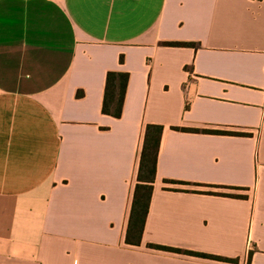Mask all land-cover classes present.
<instances>
[{"label": "crops", "instance_id": "0c3cea01", "mask_svg": "<svg viewBox=\"0 0 264 264\" xmlns=\"http://www.w3.org/2000/svg\"><path fill=\"white\" fill-rule=\"evenodd\" d=\"M108 70L129 73L119 117ZM0 264H264V0H0Z\"/></svg>", "mask_w": 264, "mask_h": 264}, {"label": "trees", "instance_id": "16d2710c", "mask_svg": "<svg viewBox=\"0 0 264 264\" xmlns=\"http://www.w3.org/2000/svg\"><path fill=\"white\" fill-rule=\"evenodd\" d=\"M164 43L169 45H190L195 46L194 41H178L170 40ZM119 60H123V55L120 54ZM129 78L128 71L124 70H108L105 75V84L103 91V100L101 111L110 114L114 117H119L122 113L123 101ZM81 91L77 92L80 95ZM173 129L188 130L195 132H214L221 134H238L244 135L247 132L241 130L225 129V128H205L193 126L171 125ZM163 131V124L157 122L147 123L143 137L142 148L140 152L139 167L137 171V182L134 186L133 197L131 202V209L128 220V227L126 232V240L129 243H139L147 214L150 197L153 189V181L155 178L156 161L158 154L159 141ZM230 188H240L241 186H222ZM210 193L227 194L232 196H241L237 193L225 191H208ZM151 246L165 249H172L181 251V248L165 246L151 243ZM186 253L195 254L199 256L215 257L218 259L234 260L235 258H227L222 256H213L204 252L193 251L189 249L184 250Z\"/></svg>", "mask_w": 264, "mask_h": 264}, {"label": "rangeland", "instance_id": "374dc122", "mask_svg": "<svg viewBox=\"0 0 264 264\" xmlns=\"http://www.w3.org/2000/svg\"><path fill=\"white\" fill-rule=\"evenodd\" d=\"M201 187V186H200ZM213 189H217V190H230V191H240V190H238V189H236V190H232V189H225V188H213Z\"/></svg>", "mask_w": 264, "mask_h": 264}]
</instances>
